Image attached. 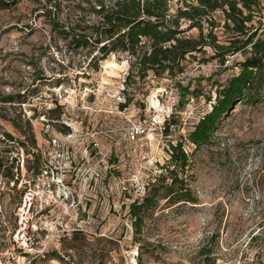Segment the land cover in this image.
<instances>
[{
    "label": "rangeland",
    "instance_id": "obj_1",
    "mask_svg": "<svg viewBox=\"0 0 264 264\" xmlns=\"http://www.w3.org/2000/svg\"><path fill=\"white\" fill-rule=\"evenodd\" d=\"M61 1L68 6L76 0ZM38 8L23 1L0 10V96L28 95L21 106L0 102V113L31 120L35 152L45 163L33 180L31 146L4 142L6 132L25 139L0 117V157L8 165L24 163L15 186L0 172V264H137L140 251L145 264H195L203 246L213 248L216 264H264V99L238 104L210 144L187 146L199 203L162 199L146 218L139 249L130 204L162 173L169 140L185 139L211 106L201 97L179 110L172 83L153 75L127 87L130 62L122 54L110 55L98 70L89 68L84 53L53 38ZM236 71H218L215 61L194 64L184 83L212 74L224 83ZM130 97L122 110L119 104ZM57 102L62 109L50 112ZM172 114L180 124L167 136L164 122ZM26 185L34 198L23 212L28 225L18 245L12 231Z\"/></svg>",
    "mask_w": 264,
    "mask_h": 264
},
{
    "label": "trees",
    "instance_id": "obj_2",
    "mask_svg": "<svg viewBox=\"0 0 264 264\" xmlns=\"http://www.w3.org/2000/svg\"><path fill=\"white\" fill-rule=\"evenodd\" d=\"M23 1L39 5V14L49 24L53 38L63 40L67 50L84 53L89 58V68L94 66L98 70L100 62L110 55L122 54L130 62L124 81L127 87L132 83H147L149 76L153 75L172 83L179 95V110H183L192 99L201 97L211 106L194 123L185 139L169 140L168 159L161 165L162 173L148 183L142 198L130 204L133 240L142 249L146 218L162 199L170 204L199 203L191 184V158L187 146L198 149L210 144L238 104L257 105L264 99L262 0H76L68 6L61 0H0V10L13 9ZM194 30L196 33H192ZM56 49L62 51L57 43ZM239 54L243 59L237 58ZM211 61L217 63L218 71L235 68L237 71L224 83L214 79V74L189 78L184 83L194 64L205 65ZM43 78H46L44 74L37 79ZM203 81L211 83V91H206ZM27 97V94L10 93L1 95L0 102L21 106ZM131 101V97L127 98L119 107L124 110ZM58 109L61 110L62 106L57 102L50 112ZM177 115L172 114L164 122L167 136L172 133V126L180 124ZM0 117L11 121L25 139L6 132L4 142L31 146L34 158L29 171L33 173V180L39 179L45 163L42 155L35 152L38 143L31 120L23 118V113L13 117L1 112ZM65 125L63 133L69 134L70 126ZM5 159L0 157V172L15 186L22 174V162L18 159L16 165H8ZM29 188L25 186L16 208ZM17 222L12 236L18 227ZM142 253L139 252L137 264H145ZM197 258L195 264H216L210 246L201 247Z\"/></svg>",
    "mask_w": 264,
    "mask_h": 264
},
{
    "label": "built area",
    "instance_id": "obj_3",
    "mask_svg": "<svg viewBox=\"0 0 264 264\" xmlns=\"http://www.w3.org/2000/svg\"><path fill=\"white\" fill-rule=\"evenodd\" d=\"M133 137H135V135H133ZM21 166L23 167L24 164L22 162ZM33 188L30 187L28 189V191L25 193L24 197H23V201L21 203L20 206H18L17 208V216H18V227L16 229V231L14 232V240L18 243L19 245V240L20 239H24L25 238V231L27 229V225H28V220L25 219L23 217V212H29L31 210V206L33 204ZM26 241H29L28 238L26 239ZM21 248V246H19Z\"/></svg>",
    "mask_w": 264,
    "mask_h": 264
}]
</instances>
